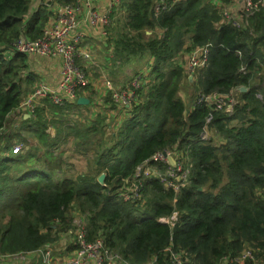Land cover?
I'll return each mask as SVG.
<instances>
[{"label":"trees","instance_id":"obj_1","mask_svg":"<svg viewBox=\"0 0 264 264\" xmlns=\"http://www.w3.org/2000/svg\"><path fill=\"white\" fill-rule=\"evenodd\" d=\"M172 1L120 4L123 18L108 29L114 33L110 37L114 57L123 62L140 55L152 59L149 83L124 108L129 117L118 129L108 132L111 126L105 117L89 127L65 129L81 143L97 134L102 138L86 174L59 180L56 172L63 154L51 149L64 130L57 126L52 137L44 106L36 108L32 124L25 120L21 128L34 133L33 141L44 150L41 156L32 152L33 147L26 154H13L15 140L28 146L31 139L5 135L10 117L19 113L38 84L31 56L13 51L12 44L22 34L40 38L49 12L45 5L33 10L35 0H0L2 260L58 243L61 234L72 233L76 209L88 215V240L103 238L129 264H170L168 248L183 252L195 264H219L250 248L264 264V12L251 16L247 27L235 28L223 22L213 0H182L174 5ZM162 3L167 8L157 13L156 6ZM147 31L151 35L145 40ZM206 45H210L207 67L195 73L191 85L205 95L236 92L239 103L232 113L205 103H196L188 112L180 96L188 77L183 62L178 63L180 57ZM242 87L247 91H239ZM46 102L55 117L70 108ZM207 131L222 142L216 145L213 139H204ZM87 146L84 151L90 149ZM175 147L186 152L192 165L189 184L179 193L149 179L144 182V207L116 195L138 166ZM103 173L106 178L100 184ZM175 214L174 227L159 221Z\"/></svg>","mask_w":264,"mask_h":264},{"label":"built area","instance_id":"obj_2","mask_svg":"<svg viewBox=\"0 0 264 264\" xmlns=\"http://www.w3.org/2000/svg\"><path fill=\"white\" fill-rule=\"evenodd\" d=\"M62 6L57 15L56 22L50 24L38 39H30L22 34L13 44V51L23 55H37L41 57H55L62 60L60 79L56 86L51 87L45 83H39L34 90L26 96L22 102L19 114L33 115L37 103L41 100L49 101L57 107H65L70 103H77L79 92L90 85L89 75L85 66L96 64L95 52L84 43V33L79 30L80 21L77 9L72 3ZM123 0H112L114 5H120ZM182 0H173L172 5ZM216 9L223 17V22L231 24L235 28H243L249 25V18L257 12H264V0H232L230 4H222L213 0ZM171 5V6H172ZM167 4L156 6V12L165 10ZM86 22L92 28H101L103 35H107L106 29L112 27V20L108 14H101L92 7H87ZM210 53V45L196 47L188 57L187 74L193 76L199 70L207 67ZM245 68H242L244 71ZM146 83L144 74H139L131 80L125 90H116L113 94L114 102L121 107H129L136 98V91ZM205 103L209 108L225 110L232 113L239 103L236 92L228 95L199 93L194 103ZM42 104L41 106H43ZM193 106V108H194ZM205 138V134H203ZM23 144L16 143L12 147L13 154L22 153ZM167 153V156L164 153ZM173 160V163L171 160ZM192 165L185 151L175 147L173 150H165L155 154L150 160L144 162L135 170L134 176L123 180L124 185L116 191V195L125 202L143 204L144 182L149 179L158 180L165 189L179 193L189 183ZM178 215L171 218H161L159 221L174 227ZM86 218L73 221L72 234L75 242L71 244L72 255L55 263L54 247L47 245L43 248L16 255H10L7 259L20 258L27 262V257L35 256L42 264H129L113 251L101 237L88 240V223ZM170 264H195L185 256L183 252H175L172 248L166 250ZM0 260H2L0 256ZM219 264H259L254 250L247 248L240 255L226 257Z\"/></svg>","mask_w":264,"mask_h":264},{"label":"crops","instance_id":"obj_3","mask_svg":"<svg viewBox=\"0 0 264 264\" xmlns=\"http://www.w3.org/2000/svg\"><path fill=\"white\" fill-rule=\"evenodd\" d=\"M72 3L74 4V7L77 9L78 19L80 21L79 30L82 31L85 36L84 43H86L88 46H95L97 50H99V52L103 54V58H102L103 76L97 77L94 75L90 79L89 87L79 92L78 100L81 97H85L90 100V104L87 106H81L78 105V100H77L76 104L74 103L69 104L70 109L77 111V113L79 111L81 115L87 116L86 119L84 117H81L82 119H80V124L84 123L85 125H87V127H89L93 125L99 118L105 117L106 118L105 122L107 124H111L112 121L114 123L113 127L110 125L111 128H108V132L114 131L116 130L115 128L118 129L121 126L124 119L129 117V114L124 109L125 107H121L118 103L114 102L113 94L116 90H125L133 78L129 79L130 82L127 85L118 87L119 84V82L117 81L118 77H116V74L113 73V70H111L110 68L116 65H119L121 67L127 64L128 62L127 61L118 62L117 60H113L114 46L111 43L110 44L108 43L110 41V38L108 37L109 28L106 29L107 35L104 36L103 30L101 28L99 27L92 28L89 26V24L86 22V14L88 10L87 7H92V9L97 10L101 14H108L111 20L112 18L115 20L117 19L118 16L123 15V11L120 8V5H114L112 3V0H73ZM43 5L47 6V10L49 12V21L46 24V27H48L50 24H52V21L53 23L56 22L57 15L64 4L61 3L60 0H46V1L35 0V3L33 5V10H35L37 6H43ZM114 25L115 22L114 23L112 22V26ZM30 58L32 59L31 71L37 77V81H39L38 84L45 83L51 87L56 86L61 75L62 60L60 58L41 57L37 55H32ZM149 63L153 64V60L151 59ZM97 65L98 63L96 61L95 65L89 64L85 66V69L90 73V69L92 68V66L96 67ZM36 85L34 87H36ZM195 100H193V104L191 105V107L194 106ZM192 110L193 107L191 109L187 108L188 112ZM12 117H14V119H12ZM12 117H10L9 125L13 129H15V131L13 129L12 130L8 129L10 127L9 126L6 129L5 135H8L10 134V132H13L11 133V135L14 137V139H16L17 134L28 136L26 134L27 131L26 130L21 131V128H23L24 125L23 121L25 120H29L30 121L29 124L33 123L34 120L32 119L33 115L25 114L22 115V117H20L13 114ZM58 127L59 129L64 130L63 135H60V138L64 139L67 136V134H65L66 126L62 125ZM48 132L52 135V137H54L57 133V130L54 129L53 132H50L48 130ZM30 135L34 136V133ZM2 154H5V152H2ZM9 260L10 259L0 260V264H15L8 262ZM18 263L19 262L16 261V264ZM19 264H31V262L28 260L27 262L19 263Z\"/></svg>","mask_w":264,"mask_h":264},{"label":"rangeland","instance_id":"obj_4","mask_svg":"<svg viewBox=\"0 0 264 264\" xmlns=\"http://www.w3.org/2000/svg\"><path fill=\"white\" fill-rule=\"evenodd\" d=\"M166 2V0H164ZM119 18H123L122 16H118L117 19ZM117 19H113L112 18V22L116 23ZM111 28V27H110ZM108 37L110 38L111 35H114L113 33V29L112 30H108ZM151 32L147 31L144 35V39L148 40V38L150 37ZM110 44V41L108 42ZM93 49V52H95L97 58L96 61L98 63V65L92 66V68L90 69V73L88 71L87 74L89 75V79H91L94 75L97 77L103 76L102 74V70H103V66H102V58H103V54L99 52V50H97V48L95 46H90ZM8 53V52H7ZM189 52H184L183 56L180 57V60L178 61V63H182V65L184 66L185 69H187V61H188V57H189ZM114 56V55H113ZM113 60H116L115 57ZM118 61V60H117ZM115 61V62H117ZM119 62V61H118ZM128 63L125 64L124 66H113L112 68H110L111 70H113V73L116 74V77H118V87L121 86H125L127 85L130 81V78H133L136 75L139 74H144L145 76V81L149 83V75H150V68L151 65L150 59L146 56H135L130 58V61H127ZM189 76L185 79L181 90H180V96L185 100L186 104H187V108L191 109V105L193 104V100H195V98L197 99V96L199 93L196 92V90L192 87V85L189 82ZM39 82V81H38ZM37 86V85H36ZM33 88V87H32ZM122 89V88H119ZM196 101V100H195ZM44 104V108H46V118L48 121V130L50 132H53L54 129L57 128V126H66L67 127H79V128H85L87 127V125H85L84 123L80 124V119H82L81 117H84L86 119L87 116H83L81 115V113L72 109H68L66 110V112H61L59 111V114L57 115V117H55L53 114H50L49 111V107L50 105L47 104V102H45L44 100H41L37 103V107H42L41 105ZM16 116H20L22 117L21 114L19 113H15ZM79 117V118H78ZM12 119H14V117H12ZM112 127L114 126L113 121L110 124ZM10 125L8 124V127ZM8 129H13L11 126ZM15 131V129H13ZM13 133V132H10ZM31 141L29 140L30 145L26 146L23 144V148H22V154H26V152L31 148L33 149L32 152L34 154H36L38 157L41 156L44 153V150L41 149V146L39 145V143H37L36 141H33V138H35L34 136L30 135L29 133H26ZM65 134H67L65 132ZM67 135L64 139H61L58 142V145L54 148L51 149V151H55V152H59L63 154V162L61 164V169L57 170L56 175L57 178L59 180L62 179H71V180H75L78 176L86 174L88 172V169L90 168L89 164L91 163L92 159L94 158V152L95 148H96V144L98 141H100V138H102L101 135L97 134L96 136L93 137V140H85L86 142H82L75 139L73 136ZM104 138V137H103ZM205 138L206 139H213V143L216 145H219L221 141L220 137L218 135L215 134V132L213 131H207V134H205ZM33 141V142H32ZM16 143H20L17 140H15V142L13 143L12 147L14 146V144ZM88 143V144H87ZM90 145V149L87 151L86 147H88L87 145ZM86 146V147H85ZM1 147H0V158L2 156H4L5 154H2ZM85 154V155H84ZM105 174V173H103ZM13 175H15V173H13ZM189 183H187L188 185ZM143 193V192H142ZM117 194V193H116ZM143 196V195H142ZM123 200V199H122ZM146 198L143 196V204L139 203V206H143L145 204ZM73 216L74 219L76 218V220L78 221L81 218H86L88 221V215H84L81 214L80 212H78L76 209L73 210ZM88 223V222H87ZM75 242V238L73 236V234H61L60 235V240L58 243L56 244H52L54 247V258L53 261L55 263L69 257L72 255L71 252V244ZM27 259L32 263L34 262H38L39 260L37 259V257L35 256H30L27 257ZM15 260L19 263H24L23 261H21L22 259L20 258H15ZM14 259H10L8 262L10 263H15L16 261ZM18 263V264H19Z\"/></svg>","mask_w":264,"mask_h":264},{"label":"water","instance_id":"obj_5","mask_svg":"<svg viewBox=\"0 0 264 264\" xmlns=\"http://www.w3.org/2000/svg\"><path fill=\"white\" fill-rule=\"evenodd\" d=\"M188 80H189L190 84H193V82H194V78H193V76H189V79H188ZM240 91H241V92H246L247 89L244 88V87H242V88H240ZM89 104H90V100L87 99V98H85V97H81V98H79V100H78V105H81V106H87V105H89ZM164 155L167 156V153L165 152ZM170 160H171V162L173 163V160H172V159H170ZM105 178H106V175H105V174H102V175L99 177L98 182H99L100 184H104Z\"/></svg>","mask_w":264,"mask_h":264}]
</instances>
